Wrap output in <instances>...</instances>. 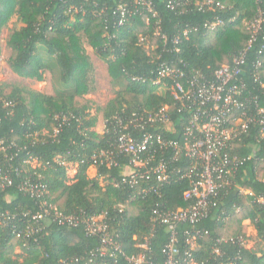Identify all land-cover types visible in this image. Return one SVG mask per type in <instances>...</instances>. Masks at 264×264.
<instances>
[{"label":"trees","instance_id":"trees-1","mask_svg":"<svg viewBox=\"0 0 264 264\" xmlns=\"http://www.w3.org/2000/svg\"><path fill=\"white\" fill-rule=\"evenodd\" d=\"M195 1L191 0L187 7L170 10L166 8L167 0H152L157 18H149L146 24V15L137 16L129 24L118 27L111 15L110 0H0V31L13 15L20 24L6 42L10 50L7 64L12 73L22 79L43 81L42 74L48 71L40 56L43 48L44 54L54 60L62 86L50 95L17 83H0V168L11 179V185L0 190V217L4 215L5 223L0 224V264H128L125 257L136 255L139 252L136 245L145 241L151 256L146 264L166 263L165 249L171 233L160 223L155 210L165 213L188 208L190 202L183 197L189 181L175 175L166 183L151 176L134 188L120 183L128 157L115 149L117 121L128 124L133 113L155 112L167 106L174 132L159 124L148 126V132L155 129L167 140L180 141L185 118L184 113L178 112L180 105L172 100L168 87L156 94L157 87L142 79L152 77L151 72L161 62L181 67L182 61L199 72L209 73L229 63L246 47L249 39L246 23L254 19L258 8L264 18V0L259 4L254 0H214L223 9L204 12L196 9ZM69 5L79 11L73 18L68 12ZM104 6L108 7L109 15H93V11ZM215 18H221L224 24L206 30L204 24ZM156 24L168 41L164 49L159 47L149 52L138 40L142 35L151 44L161 46V40L152 37ZM185 27H197L198 32L188 39L181 38L180 51L175 53L172 39ZM260 38L247 55L243 82L251 98L255 96L258 106H264V49L258 53L263 44ZM83 43L105 63L110 83L116 88L104 106H95L85 98L92 91V67ZM256 62L259 66L255 79ZM99 114L102 131L96 130ZM142 134L138 132L134 136L140 138ZM249 143L258 149L254 154L257 160L248 161L235 179L258 197L264 195V141L258 128L235 146L238 155L248 154ZM107 152L112 153L114 165H108L109 157L103 154ZM146 156L152 157L150 166L163 162L168 169L176 170L189 164L183 156L175 157L173 149H161L158 145L150 147ZM57 157L66 165L59 164ZM32 160L40 165L32 168ZM69 163L77 165L70 180ZM90 168L95 170L92 178L88 176ZM244 168L248 169L245 177ZM253 168L257 178L253 177ZM24 182L45 185L48 203L66 216L78 217L79 224L70 227L49 218L42 221L43 229L34 239L24 245L21 238L14 236L13 229L21 230L26 225L35 228L29 217L22 214L38 210L36 199L20 190ZM116 182L120 186L115 187ZM219 201L230 215L226 223L210 213L195 224H176L174 260L187 264L190 254L197 263L204 264L229 261L264 264V206L234 191ZM99 215L105 217L107 232L117 237L124 255L99 256L96 252L101 248L100 236L89 235L83 222ZM245 219L256 231L250 248L237 242L240 237L245 241L248 238L247 225L242 224ZM194 230L206 231L207 235L197 238L196 246L191 248L186 233ZM219 239L224 242L216 244ZM215 247L220 255L213 253Z\"/></svg>","mask_w":264,"mask_h":264},{"label":"built area","instance_id":"built-area-1","mask_svg":"<svg viewBox=\"0 0 264 264\" xmlns=\"http://www.w3.org/2000/svg\"><path fill=\"white\" fill-rule=\"evenodd\" d=\"M112 1V18L118 27H123L134 20L137 16H145L146 24H149V18H157V12L154 9L152 0H110ZM263 0H254L256 4ZM166 8L176 10L189 6L191 0H167ZM194 6L198 11H214L223 9V5L214 0H196ZM108 7H101L93 11L94 16L109 15ZM107 10V11H106ZM68 12L71 18L78 14V9L73 5L68 6ZM234 19L230 20L233 21ZM263 14L258 8L254 19L246 23V29L249 32V39L246 47L237 55H234L229 63L221 65L219 68L209 73L199 72L190 65L180 61L179 65H168L161 62L157 65L156 70L151 72L152 77L142 79L151 83L156 94L162 91H168L172 100L180 105L178 112L184 113V127L180 131V141L165 139L158 130L148 132V126L152 127L157 124L163 125L164 129L174 132V125L169 117L167 106L155 112H143L142 114L133 113L129 123L124 124L117 121L119 133L115 144L118 154L128 157V164L124 167L122 181L120 183L129 185L130 188L139 187L149 177L155 176L160 183L171 181L173 176L179 179L189 181V189L184 193V200L189 201L190 205L185 209H178L175 212H158L155 210L157 218L161 224H164L171 233L170 243L165 249L167 260L165 264H179L174 260L177 253L175 248L176 237L174 234L175 226L179 223L188 222L195 224L201 219L206 218L210 213L216 216L220 222L226 223L230 215L224 209L220 198H226L231 191L236 192L239 196H246L252 199V202L264 206V195L255 196L254 192L248 187H243L235 179L239 170L245 166L248 161L257 160L254 156L258 150L256 146L249 143L248 154L246 156L238 155V144H242L244 137H250L253 129L258 128L261 138L264 141V106H258L257 98L249 95L246 85L243 82V76L246 74L244 66L246 58L252 49V44L260 36L262 41L260 54L264 49V31L262 23ZM221 18H215L211 22L204 24L206 30H214L216 27L223 25ZM198 32L197 27H185L180 35L172 39L174 52L180 51L179 44L181 38L188 39L193 33ZM152 37L162 42L161 46L152 43L145 36H139V44L144 46L149 52L156 51L161 47L164 49L167 45L166 35L160 32L159 25L156 24L152 30ZM161 54H158L160 58ZM259 62L254 64V74L257 71ZM254 79V80H255ZM182 121V118H180ZM258 125L259 127H254ZM253 126V127H252ZM154 128V127H153ZM103 130V129H102ZM57 130H55V133ZM143 132L140 138L134 136V133ZM153 145H158L161 149H173L174 155L183 156L188 160V166L184 168L168 169L163 162L150 166L151 156H146L147 150ZM109 157L108 165H114L112 153H103ZM102 155V154H101ZM56 161L61 165H66L65 161L58 158ZM32 168L39 166L37 160L31 161ZM34 164V166L32 165ZM69 170L75 171L76 163H69ZM243 177L248 175V169L244 168ZM253 177L257 178L255 168ZM69 177L68 179H73ZM242 177V178H243ZM244 182V178L242 179ZM120 183H114L115 187ZM11 185L9 174L0 168V190H4ZM20 190L30 197L36 199L37 212L31 214L29 211L23 213V217H29V222L35 224L34 227L26 225L21 230L13 229V234L17 238L27 243L34 239L36 233L43 229L42 221L51 218L60 225L76 227L79 224L78 217L66 216L59 212L55 206L48 203L46 186L40 184H31L24 182ZM240 211V208H235ZM4 216V215H3ZM0 217V224H5ZM103 215L94 216L86 219V232L91 236H100L101 248L96 252L99 256H114L116 253L124 255L121 246L117 242L116 236H111L107 232L108 225L104 222ZM20 221V220H19ZM243 225L250 226L248 219L242 221ZM187 244L194 248L197 238L207 235V232L194 230L186 233ZM246 237H248L246 235ZM224 242L223 239L216 240V244ZM239 243H247L240 237ZM139 252L136 255L125 257L128 264H146L151 258L148 249V243L145 241L136 245ZM213 253L220 255L218 247L213 248ZM187 264H204L197 263L190 254H187ZM69 264V263H66ZM218 264H235L234 261L220 262Z\"/></svg>","mask_w":264,"mask_h":264},{"label":"rangeland","instance_id":"rangeland-1","mask_svg":"<svg viewBox=\"0 0 264 264\" xmlns=\"http://www.w3.org/2000/svg\"><path fill=\"white\" fill-rule=\"evenodd\" d=\"M20 24L16 19V15H13L8 23L0 31V83H17L22 86H25L29 89H32L37 92L45 94H54L56 91L62 88L59 79L58 68L54 65L55 62L51 58L49 59L46 54H44L43 48H41L40 56L43 61L47 63V70L42 76L44 77L43 81H34L30 79H22L17 77L10 68L8 67L7 60L10 56V50L6 46V42L10 34L17 28ZM84 52L89 58L91 63L92 72L90 75L92 84H91V93L86 95L85 98L90 99L95 103V106H104L108 100L114 96L116 88H114L110 83V77L107 72L105 63H103L93 52L92 49L83 43ZM51 67V68H49ZM98 124L96 127L97 131H102L103 123L101 115H98ZM34 166V164H32ZM75 171L69 170L68 175L72 177ZM88 176L90 178L95 176V170L90 168L88 170ZM245 234L248 236L246 239L247 247H251L254 243L256 237V231L252 226H246ZM16 250L15 252H17Z\"/></svg>","mask_w":264,"mask_h":264},{"label":"crops","instance_id":"crops-1","mask_svg":"<svg viewBox=\"0 0 264 264\" xmlns=\"http://www.w3.org/2000/svg\"><path fill=\"white\" fill-rule=\"evenodd\" d=\"M245 221V220H244Z\"/></svg>","mask_w":264,"mask_h":264}]
</instances>
